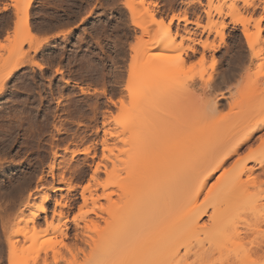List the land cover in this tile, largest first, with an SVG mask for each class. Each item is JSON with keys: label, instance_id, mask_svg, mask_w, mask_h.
I'll return each instance as SVG.
<instances>
[{"label": "rangeland", "instance_id": "1", "mask_svg": "<svg viewBox=\"0 0 264 264\" xmlns=\"http://www.w3.org/2000/svg\"><path fill=\"white\" fill-rule=\"evenodd\" d=\"M21 1L16 2L19 10L12 5L15 0H0V43L6 46L1 43L0 54L6 53V60L3 57L0 63L16 64L21 57V63L26 61L13 78L5 84L0 81L5 85L0 99V264H8L9 257H16L15 251L22 256L24 249L36 245L33 240H38L35 248L41 249L40 258L46 257L49 264H85L94 257L93 240L109 227L110 213L119 199L112 161L122 146L118 141L122 128L115 122L126 113L120 101L130 99L131 77L146 74L150 58L154 67L168 53L171 60H160L159 68L173 65V72L189 78L185 83L175 73L173 79L165 73L168 79L158 75L165 85L171 81L166 85L169 89L192 82V95L201 101V96L207 97L202 90L214 86L213 97L227 96L219 101L220 113L215 116L228 115V104H241L245 97L250 106L254 102L250 96L264 93V0H132L136 22L129 0H32L29 5L28 0ZM15 9L21 14L14 13ZM25 14L30 30L24 28ZM172 16L181 20L170 24ZM243 25L254 42L252 48ZM166 28L170 33H165ZM165 37L173 41L174 48L155 49ZM36 42V46L41 43L39 50H35ZM140 53L152 55L140 59ZM252 53L259 58L251 59ZM32 59L42 66L41 71L30 64ZM1 64L3 80L11 63L6 68ZM143 77L149 80L151 76ZM256 79L260 80L258 89ZM81 88L87 91L82 93ZM254 108L252 120L264 118L263 108ZM262 138L264 128L250 146L256 149ZM250 146L232 157L208 181V187L244 157ZM39 206L44 212L32 222L31 211H38ZM11 239L16 245L12 255ZM258 255L256 263L264 264L263 252Z\"/></svg>", "mask_w": 264, "mask_h": 264}, {"label": "bare ground", "instance_id": "2", "mask_svg": "<svg viewBox=\"0 0 264 264\" xmlns=\"http://www.w3.org/2000/svg\"><path fill=\"white\" fill-rule=\"evenodd\" d=\"M18 1L15 0V3L11 4L17 7L16 2ZM31 1H27L28 5ZM127 3L129 4L128 8H131L130 14L132 13L131 16L136 22V8H134L133 1L129 0ZM16 9L14 13L18 15L20 12H16ZM27 9L24 12H27ZM219 14H222L221 10ZM24 17L23 21L27 22L28 16L25 14ZM175 19L181 20L172 16L169 23L172 24ZM182 20L188 22L186 18ZM8 21L10 20L8 19ZM27 23L24 28L30 30L29 23ZM243 27L244 35L252 48L254 42L250 41L246 26L243 25ZM28 30L27 33H30ZM169 31L167 29L165 33ZM7 38L9 39L8 36ZM8 39L7 41H10ZM1 43L0 50L5 46L4 43H2L4 46ZM40 44L38 46H41ZM38 46L36 47L38 48ZM37 48L35 50H39L40 47ZM169 48H174V43L166 37L161 43L155 45V49L169 50ZM140 54L142 55L140 59L142 57L146 59L145 54L152 55L150 53ZM167 54L162 55L168 58L170 55ZM0 55V62L4 58L6 60V53L4 56ZM28 56L31 57V55ZM252 56L255 59L259 58L257 53H252L251 59H253ZM27 57L25 56L24 61ZM14 58L16 59V57ZM154 58L157 60L156 57ZM167 58H164L165 61L159 59L157 65L154 63V67L151 63L153 57L150 58L151 60L149 59L151 62L148 64L151 66L146 74L147 78L152 77L149 78L150 81L144 79L143 76L146 77V74L133 75L135 78L130 76L131 83L128 82L130 99L125 103L120 101L124 108L122 112L126 113L122 117L119 115L120 118H117L115 122L123 130L118 135V141L122 146L113 156L112 161V178H114V185L118 188L116 189L120 191L119 199L114 203L112 213H110L112 222L109 227L103 233L101 232L97 241L93 240L96 244H92L96 247L93 249L96 252L94 257L84 263L257 264L258 259L256 260L255 256L257 257L260 252L264 254V143L260 142L261 144L256 149H253L250 144L252 145L256 133L264 128V118L252 120V108L262 102L263 105L259 103L257 107L259 111L264 109V93L261 94L262 96L259 95L260 93L255 94V96L257 95L256 99L254 94V97L250 96L249 100L254 98L253 101L257 100V104L252 100L251 102L254 104L250 103V106L249 103L245 104L244 99L247 101L245 97L242 100L244 105L241 101V104L238 102L232 104L231 102L228 104L231 107H229L228 115L215 116L220 109L219 101L226 100L227 96L222 93L213 97L215 95L213 94L214 86L211 85L202 90L208 98L198 95V98H203L199 101L192 95L193 85H189L192 82L182 84L183 86L178 90L173 87L170 90L166 85L171 81L165 85L158 76L162 74L164 79H168V76L169 79L175 77L173 75L175 71H172L173 65L170 68V65L165 63L169 67L168 69L166 66L165 68L162 66L164 70L159 68L162 63L171 60V57ZM18 60L19 63L17 61L16 64L8 60L5 62L6 64L0 63L5 68L8 65L7 62L12 64L6 68V70L10 69L7 70V73L3 72L4 79H0L4 84L13 78L21 64L26 65V61L21 63L22 57L21 60L20 58ZM27 63L29 64L28 61ZM31 63L36 65L34 61ZM168 63L173 64V61ZM36 66L39 67L38 64ZM4 67L2 68L5 71ZM40 68H42L41 65ZM168 72H171L172 75ZM175 74L182 77L179 71ZM182 78L187 83L185 80L188 81L189 78ZM262 79L264 80V77ZM258 80L256 79L257 82H254L255 89H258L257 86L260 84ZM145 81L148 82L145 83ZM261 82L263 85V81ZM0 84L2 83L0 82ZM4 84L0 86V99L2 91L5 90ZM142 85L143 87H141ZM81 89L82 93L87 91ZM255 89L253 88V90ZM240 105L242 106L240 107ZM237 108L241 109L238 111L239 114L236 113L237 111L235 112ZM263 109L261 112H264ZM246 146L251 147L248 149V153L244 157L238 158L231 168L225 169L217 182L208 187V181L223 169L232 157L239 156ZM44 201H47V197ZM37 210L31 211L32 222L37 218L39 212H44V208L40 206ZM24 229L26 228L21 231ZM33 243L36 245L33 244V247L30 248H34V250L29 248L26 251L23 248L21 256L16 254V245L11 239V255L15 251L16 257H9L8 264H49L46 257L40 258L41 249L35 248L38 240L36 242L33 240ZM47 254L44 256L48 257ZM40 259L43 262L40 263ZM55 259H57L56 256Z\"/></svg>", "mask_w": 264, "mask_h": 264}, {"label": "snow or ice", "instance_id": "3", "mask_svg": "<svg viewBox=\"0 0 264 264\" xmlns=\"http://www.w3.org/2000/svg\"><path fill=\"white\" fill-rule=\"evenodd\" d=\"M261 143H264V138H262ZM213 187H215V186H213ZM210 191H211V190H210Z\"/></svg>", "mask_w": 264, "mask_h": 264}, {"label": "crops", "instance_id": "4", "mask_svg": "<svg viewBox=\"0 0 264 264\" xmlns=\"http://www.w3.org/2000/svg\"><path fill=\"white\" fill-rule=\"evenodd\" d=\"M175 24H178V21H176Z\"/></svg>", "mask_w": 264, "mask_h": 264}]
</instances>
